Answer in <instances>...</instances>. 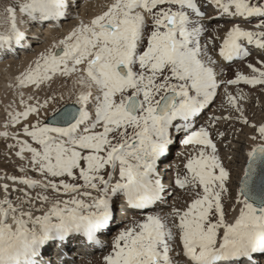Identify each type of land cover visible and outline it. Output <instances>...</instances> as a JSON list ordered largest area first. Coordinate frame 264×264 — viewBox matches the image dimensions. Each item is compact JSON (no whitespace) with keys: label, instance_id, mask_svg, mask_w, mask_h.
I'll return each instance as SVG.
<instances>
[{"label":"snow or ice","instance_id":"snow-or-ice-1","mask_svg":"<svg viewBox=\"0 0 264 264\" xmlns=\"http://www.w3.org/2000/svg\"><path fill=\"white\" fill-rule=\"evenodd\" d=\"M75 6L12 0L0 13L8 24L0 53L30 47L17 12L21 25L59 28ZM220 19L230 27L216 24L202 43ZM252 50L258 56L246 63L247 73L220 79L224 65L247 61ZM262 56L264 0H112L81 19L16 78L17 87L43 91L72 77L80 90L72 105L50 112L55 95L29 96L33 103L21 98V109L7 112L4 127L16 131L0 137L15 141L7 147L15 150L21 175L0 177V264H51L42 250L78 237L104 249L100 236L114 227L102 264H264V121L246 115L248 93L229 91L242 84L264 92ZM221 86L229 114L196 127ZM233 120L253 130L235 183L218 147L226 133L212 131ZM177 138L183 170L166 185L159 164ZM177 189L182 206L152 211ZM117 201L121 212L143 218L120 227Z\"/></svg>","mask_w":264,"mask_h":264},{"label":"bare ground","instance_id":"bare-ground-1","mask_svg":"<svg viewBox=\"0 0 264 264\" xmlns=\"http://www.w3.org/2000/svg\"><path fill=\"white\" fill-rule=\"evenodd\" d=\"M72 2L76 6L73 8L71 15L67 19H62L60 21V27L59 28L52 27L50 23H45L42 26L37 25V24H32V23L21 25V24H19L20 16H19V13L17 12L18 26L21 27L22 30L27 31V35L29 37L30 47L28 49L17 48V49H14L13 51H11L7 54L0 53V93L2 92V90L5 89L4 87L6 85V83H4V74L9 78V74L7 73L8 69H10V68L18 69L22 65L29 64V62L34 60L40 52L44 51L45 49H48L53 43L62 39L63 36H65L67 34V32L72 27H74L76 24H78L81 19L84 20L85 22H87L90 19V17L94 14L93 13L94 10L98 9L99 7H106L108 4H110L112 2V0H72ZM205 10L209 14H212V15L215 14L214 10L211 8H207ZM98 12H99V10H98ZM235 22L242 23L241 21H235ZM255 22L256 21H252V23H255ZM0 24H2V27H3V28H0L1 29L0 32L5 31L6 28L8 27V24L5 23L3 20L2 21L0 20ZM216 24H223L224 30H226L228 27H230V22L227 21L226 19L213 20L211 23V26L209 28L208 34H206L205 37L202 38V43L207 40L209 35H212L211 29H212V27H215ZM244 26L250 27V25H247V24H245ZM219 34L222 36L223 30ZM35 37H38V39H36ZM216 46L218 48L219 41H216ZM209 47H211V45ZM213 55L219 61L220 58L217 55H215V53H213ZM257 56H258L257 51L252 50V55L248 59H255L256 60ZM260 58H264V56H262ZM220 63L223 64L222 61H220ZM226 67H227V65H224L223 68L221 69V71L226 69ZM221 96H223V95H221ZM221 99L219 98V100H217L216 104L214 106H212V108L210 107V105H211L210 104L199 115V117L195 121L196 127H200L201 125H205L206 122L209 120V118L212 116L225 115L226 111L221 107V104L223 101V100L221 101ZM209 107H210V110L208 109ZM217 109H220L219 112ZM252 109H254V108H252ZM252 109L249 110L250 114H251ZM249 112H246V113H249ZM234 114L235 113H232V115H234ZM250 114H249V116H250ZM257 114H258V112H257ZM253 115L256 117L255 114H253ZM258 116H259V114H258ZM250 121H252V120H250ZM224 124H225L224 121L218 122L217 128L213 129L212 131H216L217 129L218 130H220V129L221 130L222 129L227 130V128ZM228 125L229 124H227V126ZM248 129L249 128H247V131H249ZM250 130H252V129H250ZM10 141H12V140H10V139L5 140L3 137H0V148H2V149H0V177H3L5 174L12 175L10 172H8V167H7L8 162L10 161L11 155L15 151V150H10L7 147V145L9 144ZM225 142L226 141H224V143ZM224 143H222V144H224ZM230 148H232V146ZM223 149H225V148H223ZM182 151H184V148L180 144V138H177L175 140V143L171 146V149H170V152H169L167 158L163 159V161L159 164V167L163 170V181L166 185L169 184L170 181L172 180L174 172L177 170V168H179L180 170H183L184 157L179 155V153H181ZM241 172H242V169H241V171L238 172L237 176ZM237 176H234V177H237ZM235 180L236 179L233 180L234 183H235ZM3 182H4L3 180H0V183H3ZM9 183H11V182H9ZM233 192H235V188H233ZM175 195H176V193L173 196H175ZM172 199H174V197H172V196L166 197V203L161 204L158 207H154L152 209V211L154 213H159L161 215L169 212L171 209L170 207L174 203L178 202L177 198H175L173 201H172ZM116 203H117V211H118L116 217H117V221L120 222V225H119L120 227H123L125 224L129 223L132 219H142L143 218L142 214L135 211V210H127L126 212H121L119 210L120 201H117ZM117 230L118 229L114 227L111 231H109L105 234H102L100 236V239L107 246L111 245V240H112L113 236L116 234ZM105 248L99 249V248H96L94 246H89L83 240L82 237H78L77 239L70 241L65 246H58L57 243H50L46 247V249L42 250V252H43L42 256H43L44 261H46V262L50 261L51 264H73V262H74V264H102V256H103L102 252H104ZM68 251H69V253H68Z\"/></svg>","mask_w":264,"mask_h":264},{"label":"rangeland","instance_id":"rangeland-1","mask_svg":"<svg viewBox=\"0 0 264 264\" xmlns=\"http://www.w3.org/2000/svg\"><path fill=\"white\" fill-rule=\"evenodd\" d=\"M11 2H12V0H0V13L3 12L4 6L11 3ZM98 10H99V12H98ZM104 10H106V7H99L98 9L93 11V13H94L93 15L94 16L98 15ZM93 15L90 17V19L92 17H94ZM0 20L2 21L3 18L0 17ZM0 28H3L2 24H0ZM32 61H30L29 64ZM255 61H256L255 59H248L247 61H243V62L242 61H236L230 65H227L226 69L222 70V75L220 76V79L226 80V79L234 78V75H235L237 70L247 73L248 69L246 68V63H248V62L255 63ZM29 64L22 65L18 69H13V68L8 69L7 73L9 74V78L4 74V83H6V85L4 87L5 89L2 90V92L0 93V132L8 131L11 133V131L12 132L16 131L14 128H11V127H9L8 129H5L4 124H5V121L7 119V112L8 111H12L13 109L19 111L21 109V104H20L21 98H23L27 102L33 103V102H35L34 100L28 101L29 96L35 97L38 95L40 100L43 101V99L45 98L46 95H55L56 101L54 104H50V108H49V112H50L52 107H55L58 105L72 104L75 100V94L80 90V86L73 83L72 77H69L67 79H57L54 83L51 84L50 87L45 85L43 91H37L36 89H34L32 87H26V88L17 87V79L16 78L28 68ZM238 89H242L245 93L249 94L248 100L246 102H243L244 106L246 108V112H249L250 109L254 108V109H252L251 114H250V112L246 113L248 118L250 120H252L253 122L255 121V123H257V124L260 123V121H262V120L264 121V92H260L259 90L251 89L249 86H245L242 84L239 86H229V91L233 92V94H235ZM223 93H224V87L221 86L220 89L218 90V95L216 96L214 102L211 103V105H210L211 108H212V106H214L216 104V102H217V100H219V98L221 99L223 97V96H221V95H223ZM21 94H23V95L21 96ZM61 97H63V99H61ZM222 100H223V98L221 99V101ZM210 107L208 108L209 110H210ZM217 110L219 112L220 109H217ZM257 112H258L260 117L258 116ZM227 114L228 113L225 112V115H227ZM249 114H250V116H249ZM253 114H255V115L257 114L256 117ZM235 115H238V114L235 113L233 116H235ZM224 123H225L224 125L226 126L227 130L226 129H222V130L220 129L219 131L225 132L226 136H227V140H225V141L227 143L230 141L231 143L229 144L228 149H223L224 144H222V143L218 144V147L220 149L221 156L223 155L222 157H224L225 166L228 167L232 171L233 180H234V179H236V177H234V176H237L238 172L241 171V169L243 168V166L245 164L246 157H245L244 153H245L247 146L251 143V141H249L247 139V137L252 135L253 130H250L251 128L241 124L239 121H236V120H233L230 122H224ZM226 123L231 124L232 127L230 128L229 125L227 126ZM247 128H249L248 130L250 132L247 131ZM234 129H240V131H235ZM215 132L216 131H213V135H215ZM10 143H15V141L12 140L9 142V144ZM231 146H232V148H230ZM0 149H2V148H0ZM228 155L233 157L232 161H229L227 159ZM20 163L21 162L18 160L17 157H15L14 152H13V154L11 155L10 161L8 162V165H7L8 172H10L12 175H21V173L18 171V167H19ZM30 175H33L34 178H38V177H36L35 173H30ZM181 195L182 194L180 193V190L177 189L176 195L172 196V197H174V199L177 198L178 202L175 204L178 207L182 206L184 203L183 199L180 198ZM174 199H172V201ZM117 212L118 211H116V216H117ZM116 219H117V217H116ZM110 246L111 245H108L105 248L104 252H102L103 255L106 254V252L110 249Z\"/></svg>","mask_w":264,"mask_h":264},{"label":"water","instance_id":"water-1","mask_svg":"<svg viewBox=\"0 0 264 264\" xmlns=\"http://www.w3.org/2000/svg\"><path fill=\"white\" fill-rule=\"evenodd\" d=\"M67 105H72V104H67Z\"/></svg>","mask_w":264,"mask_h":264}]
</instances>
